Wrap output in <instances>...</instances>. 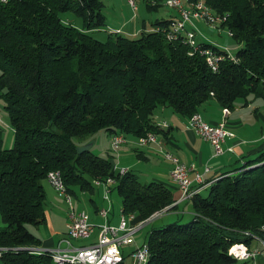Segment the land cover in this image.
<instances>
[{
	"label": "trees",
	"instance_id": "obj_1",
	"mask_svg": "<svg viewBox=\"0 0 264 264\" xmlns=\"http://www.w3.org/2000/svg\"><path fill=\"white\" fill-rule=\"evenodd\" d=\"M194 1V0H190ZM241 46L233 55L195 36L196 49L180 32L167 39L171 19L156 18L135 36L105 30L100 0H8L0 4V98L12 128L9 148L0 132V264H54L32 253L39 238L26 228L45 222L44 181L58 171L65 191L92 192L93 181L111 178L122 213L134 221L175 208L171 188L119 173L109 156L75 147L99 129L107 135L166 136L153 121L161 107L189 117L213 99L233 110L237 99L264 104V0H201ZM155 8L154 5L146 4ZM62 13L79 17L81 27ZM97 32H106L103 39ZM223 58L210 70L199 50ZM190 53V54H189ZM162 153V152H161ZM192 215L150 229L146 264H252L227 253L253 239L264 255V147L241 166L221 172L205 193L188 198ZM262 254V255H261Z\"/></svg>",
	"mask_w": 264,
	"mask_h": 264
},
{
	"label": "crops",
	"instance_id": "obj_2",
	"mask_svg": "<svg viewBox=\"0 0 264 264\" xmlns=\"http://www.w3.org/2000/svg\"><path fill=\"white\" fill-rule=\"evenodd\" d=\"M155 5L157 7L162 5V0H155ZM168 13L169 15L165 17H159V19H172L173 17H176L175 10L169 9ZM64 20L74 25V18ZM145 25L146 24L142 21L140 27H126L124 30L123 27H112V30H118L117 32L119 33L135 36L139 31L149 29V27H146ZM195 25H197V23ZM196 29L199 30L200 27H196ZM199 39L211 43L221 49L219 43L209 40L205 34H201ZM260 107V103L257 102L252 96L247 97L246 105L240 101L235 103L233 110H229V113L225 117L226 127L233 133V136L226 137L223 140L220 145L221 153L218 155L214 154L213 148L208 142L199 138L193 129L187 126V117L179 116L171 112L170 109L166 107L158 108L154 112L152 118L153 121L158 125H161L162 123L165 124V127L160 128L165 129L166 136L162 137L160 135H155L157 143L148 144L144 147H137L135 145V138L125 137V142L119 146L118 151L116 152L114 166L117 169L126 168L137 176L136 173H139V171L142 170L140 162H143V164L146 165L159 163V165H157L156 171L150 174L156 175L158 178L152 179L161 181L171 188L172 195L175 200L173 203L175 204V208L171 210H177L176 208L178 206L183 205L185 210L181 211L191 216L192 211L190 205L188 204V199H180V190L169 177L171 164L168 160L161 156V152L168 151L172 153L188 168H190L187 173V177L191 181L196 173L199 174L203 184L199 186L194 181H192L191 185L197 188V192L203 193L210 181L218 174L243 165L246 159L252 158L251 155L255 156L257 151L264 147V109L260 110ZM197 113H199L204 121L210 124H215L222 120L221 108L218 107L213 99H209L201 104L198 107ZM132 155L134 156V162H132ZM131 167H133L134 170L131 169ZM204 167L208 168L206 172H204ZM43 187L45 188V200L48 201L47 203L48 206H50L49 208L51 209V212L48 214H45L44 212V229L39 230L38 235L36 232L32 233L39 238L40 244L37 247L40 249L56 247L64 248V242L62 239L65 237V226L68 221V212H65L64 216L59 218L61 220L60 224L55 223V216L57 215L52 207V201H56L57 198H53V196L49 194L50 192L52 193V188L47 184L46 181H44ZM110 189L111 186L108 188L107 194L109 193ZM102 207L106 208L108 211L105 219L101 218L97 214L98 209ZM119 212L120 205H118L116 212H114L112 206L110 207V204L109 207L108 204L107 206H95L92 211L87 214L88 219H90V223L93 224V228L90 235L86 238V243H90L95 240L97 224L106 221L115 225L118 221ZM70 241L69 244L72 247L83 244H73ZM144 242L145 239L136 240L135 238L131 244L122 247L121 264H130L131 259L129 257V253L136 246ZM125 247L129 249L127 254L124 253ZM126 257L129 259L128 262H126ZM262 258H264V255H262Z\"/></svg>",
	"mask_w": 264,
	"mask_h": 264
},
{
	"label": "built area",
	"instance_id": "obj_3",
	"mask_svg": "<svg viewBox=\"0 0 264 264\" xmlns=\"http://www.w3.org/2000/svg\"><path fill=\"white\" fill-rule=\"evenodd\" d=\"M7 1L8 0H0V4ZM127 3L133 11L136 10L135 0H127ZM149 4L154 5L155 0H149ZM162 5L168 9L175 10L176 12V17L171 19L170 30L166 33V38L175 39L181 32L184 35V42L194 49L197 47L195 42V36L197 33L194 30L196 29V27H194V20L201 21L206 25H215L217 27V24L220 21H223L226 16V14L221 17L213 14L203 5L201 0H163ZM117 31L118 30L115 32ZM199 52L204 56V61L207 67L212 71L216 69L218 62L223 58L222 54H217L209 48H202ZM228 113L229 110L227 108H221L222 120L215 124H210L204 121L197 112L192 113L187 118V126L193 129L199 138L211 145L215 155L221 153L220 145L223 140L226 137L233 136V133L225 124V117ZM157 126L165 127V124H157ZM124 142V136L115 134L110 136L109 145L114 151ZM152 143H157L156 136L153 133H146L143 136L135 138V145L137 147H144ZM162 155L171 164L169 177L180 190V199H188L197 192V188L191 185L192 181L199 186L203 184L200 175L196 173L191 181L187 177L190 168L168 151H163ZM125 170L126 168H118L119 173H124ZM207 170L208 168L204 167V172ZM45 181L56 192V194L63 197L66 204L70 206L67 213L68 221L65 226V237L62 239L64 242V248L56 247L40 249L38 247H27L24 249L36 254L47 253L54 264H121V248L133 242L134 233H136L143 223L159 216L165 211L164 208L154 212L144 220L134 221V215L132 213H122L120 210L118 221L115 225L106 221L96 225L97 233L93 242L72 247L69 244V241L79 238H87L92 231L93 224L89 222L88 215L85 211L77 210L75 212L72 209L71 195L65 191L58 171H48L45 175ZM112 184L113 180L111 178H106L104 181H93V185L103 186L104 200H108L107 192ZM107 212L106 208H100L98 209L97 214L105 219ZM5 250V247H0V255L2 251ZM227 253L235 259H253L259 254V251L257 249H248L244 244L238 242L230 245ZM129 257L131 259L130 264H146L148 251L145 243L136 246L129 253Z\"/></svg>",
	"mask_w": 264,
	"mask_h": 264
},
{
	"label": "rangeland",
	"instance_id": "obj_4",
	"mask_svg": "<svg viewBox=\"0 0 264 264\" xmlns=\"http://www.w3.org/2000/svg\"><path fill=\"white\" fill-rule=\"evenodd\" d=\"M103 4L101 12L105 19V30L108 32H115L112 30V27H123V30L126 27H140L141 22L143 21L146 27H150V23L159 17H165L169 15V9L165 8L163 5H159L157 8L147 7L146 4H149V0H135L136 10L133 11L127 3V0H100ZM163 1V0H162ZM150 5V4H149ZM63 19H71L74 18V25L77 27H81V20L79 17L72 15L71 13H62L60 14ZM197 23V25H195ZM194 27H200L199 30L194 29L197 33V38L199 40L201 34H205L209 40L216 41L221 46V49L224 50L228 55H233L234 52L241 46V44L235 43L231 36L228 35V31L224 27H216L215 25H206L201 21L194 20ZM129 32V31H126ZM201 32V33H200ZM124 34V33H121ZM106 35V32H97L95 33V37L99 39H103ZM130 36V35H128ZM257 102L260 103V110L264 109V105L260 98H254ZM241 99H237L235 103H238ZM241 102V101H240ZM0 132H1V141L3 148H9L12 142V128L8 121L7 113L3 108V102L0 98ZM110 136L106 134L103 129H99L93 134L87 136L85 138L84 144H90V151L93 154L98 156L106 157L112 160L113 164L116 160V150H112L109 145ZM83 145V144H82ZM163 157V155H161ZM254 157V155H251ZM132 162H134V156L132 155ZM164 158V157H163ZM165 159V158H164ZM142 170L137 174V179L140 182H148L153 180L152 178H158L156 175H150L152 172L156 171L158 164L146 165L143 162H140ZM238 166V165H236ZM114 168H116L114 166ZM133 169V167H131ZM118 170V169H116ZM134 170V169H133ZM149 174V175H147ZM52 193L49 194L53 196V198H57L56 201H52L54 212L56 213V222L60 224L61 216H64L65 212H68L70 206L66 204L63 197H60L56 194V192L52 189ZM75 197L70 196L71 199V207L76 212V210H83L88 214L92 211L95 206L103 205L110 207L114 212L117 211L118 205H120L119 197L116 194L114 189H110L107 194L108 200L103 199V189L102 185H94L92 192L88 191H80L76 187L74 188ZM45 193V188H44ZM205 193V191L203 192ZM48 201L44 200V212L48 214L51 212V209L48 206ZM103 208V207H102ZM177 210H168L163 211L159 216L149 220L148 222L143 223L140 228L134 233L133 239L141 240L146 238L147 232L152 228H158L165 224L171 223L173 221H177L179 223L187 221L190 216L181 210H185L183 205H180L176 208ZM97 220V219H96ZM90 222V219H89ZM3 226L0 221V228ZM26 228L30 232H36L39 234V230L44 229L43 224H39L37 226L26 224ZM86 238H79L76 240H71L70 242L73 244H82L86 243ZM87 244V243H86ZM261 244L253 239L250 243L249 249H257L259 250ZM124 253L127 254L129 250L127 247L124 249ZM255 256L253 260H250L252 264H264V258ZM128 257H126V262H128Z\"/></svg>",
	"mask_w": 264,
	"mask_h": 264
},
{
	"label": "water",
	"instance_id": "obj_5",
	"mask_svg": "<svg viewBox=\"0 0 264 264\" xmlns=\"http://www.w3.org/2000/svg\"><path fill=\"white\" fill-rule=\"evenodd\" d=\"M90 147V144H83V145H78L75 147V150L77 153L88 150Z\"/></svg>",
	"mask_w": 264,
	"mask_h": 264
}]
</instances>
